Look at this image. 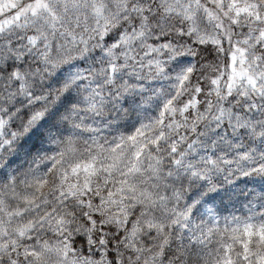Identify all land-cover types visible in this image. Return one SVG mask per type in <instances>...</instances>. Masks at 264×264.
Here are the masks:
<instances>
[{"label":"snow or ice","instance_id":"6c2138e0","mask_svg":"<svg viewBox=\"0 0 264 264\" xmlns=\"http://www.w3.org/2000/svg\"><path fill=\"white\" fill-rule=\"evenodd\" d=\"M0 264H264V0H0Z\"/></svg>","mask_w":264,"mask_h":264},{"label":"trees","instance_id":"16d2710c","mask_svg":"<svg viewBox=\"0 0 264 264\" xmlns=\"http://www.w3.org/2000/svg\"><path fill=\"white\" fill-rule=\"evenodd\" d=\"M227 213H231V214H235V215H241V216H244V215H247V212L243 210L242 206L238 205L235 212H233V209L231 207H229L227 209ZM226 213H221V216L223 217V215H225Z\"/></svg>","mask_w":264,"mask_h":264}]
</instances>
